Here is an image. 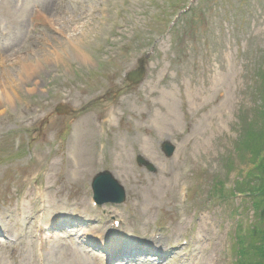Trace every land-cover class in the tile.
<instances>
[{"label": "rangeland", "instance_id": "obj_1", "mask_svg": "<svg viewBox=\"0 0 264 264\" xmlns=\"http://www.w3.org/2000/svg\"><path fill=\"white\" fill-rule=\"evenodd\" d=\"M146 55L144 82L127 88ZM8 79L0 264L242 259L262 225L257 194L238 189L264 126V0H0V92ZM59 104L69 112L50 117ZM102 173L124 203L90 207Z\"/></svg>", "mask_w": 264, "mask_h": 264}, {"label": "trees", "instance_id": "obj_2", "mask_svg": "<svg viewBox=\"0 0 264 264\" xmlns=\"http://www.w3.org/2000/svg\"><path fill=\"white\" fill-rule=\"evenodd\" d=\"M249 140L251 141V146L245 148V153L241 158L247 155V164L249 166L257 165L248 172L249 181L253 182L246 186L242 185V189L240 188L238 191L242 190L243 192L247 188L248 192L246 194L248 196L257 194L256 197H253L254 202L251 205L254 208V212L260 214L257 218L259 222H262V225L255 228L253 232H249V235L246 236V247L242 251V259L239 260L238 264H243L248 259L249 264H264V126L249 137ZM257 161L258 163H256ZM238 239L239 236L237 237Z\"/></svg>", "mask_w": 264, "mask_h": 264}, {"label": "water", "instance_id": "obj_3", "mask_svg": "<svg viewBox=\"0 0 264 264\" xmlns=\"http://www.w3.org/2000/svg\"><path fill=\"white\" fill-rule=\"evenodd\" d=\"M146 74V58L140 59L138 62L137 70L126 75V80L132 84L136 85L142 82ZM161 151L165 157L169 158L173 155L175 148L165 142L161 146ZM138 165L144 167L148 172L154 173L155 169L153 166L143 160L142 158L137 159ZM92 190L94 192L95 200L99 204L112 202L120 204L125 199V193L117 181L110 176L108 173L98 174L92 181Z\"/></svg>", "mask_w": 264, "mask_h": 264}, {"label": "bare ground", "instance_id": "obj_4", "mask_svg": "<svg viewBox=\"0 0 264 264\" xmlns=\"http://www.w3.org/2000/svg\"><path fill=\"white\" fill-rule=\"evenodd\" d=\"M57 55H58V53H57ZM56 60H58V59H56ZM22 69H23V73H24V76H26V77H29V72H31V71H33V69H32V67H31V65L29 64V63H27V65L26 64H24L22 67H21ZM32 74V73H31ZM24 76H22V77H24ZM7 79V78H6ZM14 82L13 81H10V79H8V81H7V83H6V88H7V90H4L3 89V92H0V107H1V105H3L4 103H6V102H10L11 101V91H9V90H11V88H12V84H13ZM5 111V110H4ZM4 111L3 112H0V116L4 113ZM108 124V121L107 120H105L104 121V125H107ZM177 190L178 189H176V194H177ZM106 217H108V218H110L111 217V214L110 213H107L106 214ZM138 246V245H137Z\"/></svg>", "mask_w": 264, "mask_h": 264}]
</instances>
